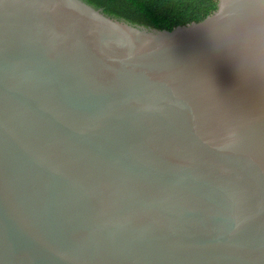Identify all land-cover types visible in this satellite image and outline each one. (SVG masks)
<instances>
[{
	"label": "water",
	"instance_id": "water-1",
	"mask_svg": "<svg viewBox=\"0 0 264 264\" xmlns=\"http://www.w3.org/2000/svg\"><path fill=\"white\" fill-rule=\"evenodd\" d=\"M0 264H264V0H0Z\"/></svg>",
	"mask_w": 264,
	"mask_h": 264
},
{
	"label": "trees",
	"instance_id": "trees-1",
	"mask_svg": "<svg viewBox=\"0 0 264 264\" xmlns=\"http://www.w3.org/2000/svg\"><path fill=\"white\" fill-rule=\"evenodd\" d=\"M103 14L129 24L172 31L213 14L218 0H82Z\"/></svg>",
	"mask_w": 264,
	"mask_h": 264
}]
</instances>
